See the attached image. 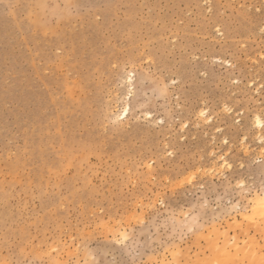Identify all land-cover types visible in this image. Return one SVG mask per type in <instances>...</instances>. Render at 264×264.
<instances>
[{
    "label": "rangeland",
    "instance_id": "obj_1",
    "mask_svg": "<svg viewBox=\"0 0 264 264\" xmlns=\"http://www.w3.org/2000/svg\"><path fill=\"white\" fill-rule=\"evenodd\" d=\"M263 193L264 0H0V264H264Z\"/></svg>",
    "mask_w": 264,
    "mask_h": 264
},
{
    "label": "bare ground",
    "instance_id": "obj_2",
    "mask_svg": "<svg viewBox=\"0 0 264 264\" xmlns=\"http://www.w3.org/2000/svg\"><path fill=\"white\" fill-rule=\"evenodd\" d=\"M128 78H130V77H128ZM129 80H131V78L129 79ZM130 82V81H129ZM131 83V82H130ZM128 85L130 86L131 84H129L128 83ZM132 86V85H131ZM123 111V110H122ZM203 114V113H202ZM258 116V115H257ZM254 118H256V117H254ZM256 121V123H257V125H258V127L259 126H261V120L260 119H256L255 120ZM261 121V122H260ZM262 138V137H261ZM262 142V141H261ZM255 212H256V215L257 216H261V215H264V193H263V195H262V197H260L259 199H257V201L255 202ZM255 212H253L254 213V215H255ZM242 217H244L245 216V214H242L241 215ZM246 218V216L244 217V219Z\"/></svg>",
    "mask_w": 264,
    "mask_h": 264
}]
</instances>
